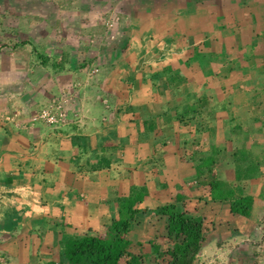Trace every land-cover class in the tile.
Segmentation results:
<instances>
[{
	"label": "crops",
	"instance_id": "crops-1",
	"mask_svg": "<svg viewBox=\"0 0 264 264\" xmlns=\"http://www.w3.org/2000/svg\"><path fill=\"white\" fill-rule=\"evenodd\" d=\"M120 1L135 8L133 12L122 9L127 20L120 29L121 33L132 34L134 38L129 44L126 43V56L120 59L121 61L113 58L112 61L105 62L104 59L100 63L108 65L109 68H116L120 64L129 68V77L126 79L122 77L123 68L119 70L121 75L118 74V77L99 78L103 93L108 95L113 105L111 108H104L94 95L89 94L91 85L88 82L86 85L80 82L85 85L80 88L81 102H76L77 107L72 104L71 110L68 111L70 117L76 115L77 119H72L69 125L59 129H52L41 123L30 126L27 115L32 114L40 107V102L48 101L53 94L67 91L76 85L75 74L71 73V70L53 69L52 59L53 62L60 60L62 52L53 58L45 55L50 59L46 65L42 64L37 54L36 57L32 54L33 61L21 59L18 53L13 54L14 51L7 55V59L0 57V63L7 62L3 69L4 75L0 74V92L8 93L0 94V237L4 235L5 239L0 245V255L9 257L8 259L12 260L21 255L26 258L21 264H29V259L34 258L37 252L38 256H52L57 250L53 245L54 239L57 242L62 235H77L86 229L103 233L104 226L116 214V199L127 193L134 179L151 190L150 196L145 199V204L148 205V202H153L151 194L154 196V193L157 194V199H154L153 203L174 199L168 197L166 192L168 178H179V173L185 174L181 176L183 180L193 177L191 165H183L178 160L183 153L182 150L179 152L181 142L192 140L193 134H179L176 123L173 133L163 134L162 130L167 128L163 117L168 114V108L171 109L169 112L173 113L175 106L153 105L162 103L157 98L167 97L161 92V88L154 91L149 86L147 77L150 74L145 72L144 67L141 68L144 64L153 67L147 56L153 55L158 62L161 60L162 68L170 65L171 69H174L169 60H164L166 54L168 51H181L182 45L179 46L177 38L182 39L183 34H189L195 26V17L201 18L199 27L202 33L217 34L220 37L217 38L218 42L223 36L227 40L232 36L236 37L238 33L242 34L243 38H250L246 30L254 27L257 39L251 44L260 40L264 43L261 37L264 34L258 30H264V0H236L238 5L224 8V11L218 5L233 0ZM174 1L177 5L173 4ZM198 1L210 5H199L200 9H196ZM91 11H94V8ZM197 11L200 13L195 15ZM82 13L83 10H80L75 14L79 16ZM81 21L80 19L79 22ZM80 23L74 22V29L80 30L83 27ZM64 26L65 29H70L73 23L67 25L66 22ZM43 29V34L51 31L46 28L43 32ZM16 32L19 33L18 28ZM149 33L159 37L157 43L148 42L146 35ZM223 42L227 43L228 40ZM162 44L167 47L162 50L164 53L160 56L157 46H163ZM54 48L57 50L55 46L51 49ZM75 48L76 46L73 47ZM39 65L43 67L42 72L45 74L36 82L30 81L29 78L32 80L34 75L40 72V68H37ZM162 68L155 71L159 72ZM142 71L143 78L137 84L139 72ZM241 104L236 107L238 112H234L233 127L239 125L241 130H244L245 126L249 129L254 125L261 127L256 129L264 130V119L258 123L256 116H248V111L242 112ZM10 111L21 114L16 118L20 123L18 126L2 121V117ZM222 111L228 113L226 108H222ZM213 126L212 124L207 128H213L211 137L216 140V147L224 146L227 142L225 135L223 132L216 134V126H219ZM148 127H153L152 133ZM172 141L178 150L170 149L172 147L169 144ZM245 144L247 145V142ZM160 148L162 150L159 151ZM254 156L264 162V154L260 156L254 153ZM154 161H158L159 165L153 164ZM173 161L175 164H170ZM218 162H222V156ZM130 164L133 168H129ZM150 166H153L152 172L158 173L159 176H151V172L146 170ZM220 170L225 172L222 165ZM260 171L264 177V166ZM150 177L157 180L154 186L147 182ZM263 183L264 178L261 179L260 176L248 183V188L255 197ZM201 195L204 194H194ZM195 199L185 201H195L196 205ZM256 203L251 219L238 220V227L253 221L252 227L256 228L255 213L264 211V201L258 200ZM221 216L227 217L226 211H223ZM22 227L25 231L19 234L18 230L24 229ZM255 228L254 232L248 235L256 236ZM231 238L232 236L228 240ZM9 264L17 262L13 260Z\"/></svg>",
	"mask_w": 264,
	"mask_h": 264
},
{
	"label": "rangeland",
	"instance_id": "rangeland-1",
	"mask_svg": "<svg viewBox=\"0 0 264 264\" xmlns=\"http://www.w3.org/2000/svg\"><path fill=\"white\" fill-rule=\"evenodd\" d=\"M175 3L176 1L173 2V4ZM124 4L120 0H0V38L2 37L0 41V57L7 59V55L14 51L13 54L18 53L17 55L21 59L33 61L34 58L31 57L33 55L36 57V54L49 55L53 58L54 55L62 52L61 57L66 56L68 59L65 70H71L77 80V84L67 89V91L57 92L48 101L40 102V107L32 114L29 113L27 115L29 116L28 123L30 126L34 125L31 123L32 117L41 109L49 108L50 106L55 108L56 104H59L65 110L67 116L66 124L62 126L58 124L47 125L48 127L59 129L69 125L72 119H77L76 115L75 117L74 115L70 117L68 111L71 110L72 104L73 107H77L76 102H81L79 96L81 93L80 88L82 89L87 82L91 85L89 87H91L90 91L92 93L89 92V94L94 95L98 103L104 108L113 106L108 99V95L103 93L99 78L118 77L121 75L119 70L123 68L122 77L126 79L129 77V73L127 75L129 68L124 64H120L116 68L114 66L109 68L108 65L100 63L104 59L107 62V60L112 61L113 58L116 60L124 58L126 56V43L129 44L130 40L134 38L132 34L126 35L120 31L127 20V16L122 13V9L131 12L135 10L129 4ZM196 4H198L196 9H200L202 5H210L200 1ZM236 5H238V2L233 0L224 2L222 5L219 4L218 7L224 11V8L228 9ZM92 8H94V11H91ZM80 10H83L81 15L75 14ZM197 13L200 12L197 11L195 15ZM80 19L82 20L81 23L79 22ZM200 19L199 17L194 18L195 26L191 29L192 33L189 31L188 35H182V39L177 38L179 46L182 45L181 51H166V59L164 60H169L172 63L171 65L174 68L172 71L177 70L181 79L171 85H166L165 88L159 86L167 98L162 99V103H153V105L159 106L161 104V106H166L167 104H172L178 111H187L186 118H192L193 114L190 110L196 109L197 112L193 116L195 119L193 124L188 127L181 124L180 127L181 134L184 132L189 135V131L193 133L191 139L193 140V150L196 152L195 160L208 156L212 147L221 151L222 157L225 155L230 156L231 152L243 147L246 142L253 155L255 153L263 156L264 130L259 131V129H256V127H261L252 125V128L248 129L245 126V129L240 132L233 129L234 112L235 110L238 112L236 107L239 103H242L240 105L243 109L242 112L248 111V116H256L260 121L258 123H261L264 119L263 40L256 42L259 44H256L259 47L257 48L258 50H252L251 43L256 41L255 35L257 33L254 27H251V29L246 30L250 38H243L242 34L239 35L238 33L236 37L232 36V38L227 39V43L223 42V40L227 41L224 36L218 42L217 38L219 39L220 37L217 34L202 33L199 27ZM66 22L67 25L73 23V27L65 29L66 26L63 27V24L65 25ZM74 22L80 23L83 27L80 30L74 29ZM16 28L19 29V33L16 32ZM46 28H50L51 31L48 34H43L42 29L44 32ZM188 29L190 28L188 27ZM258 30L261 34H264L263 29L260 30L258 28ZM261 37L264 39V35ZM147 40L150 43L149 40H152V38L148 37ZM185 43L187 44L183 45ZM54 46L57 50L55 48L54 50L51 49ZM74 46H76V50L73 49ZM149 56H147V59L153 65L152 70L155 71L162 68L161 60L158 62L153 55ZM98 58L102 59L99 60ZM69 63H72V65ZM5 65H7V62L0 63V68L3 66L0 69V74L4 75L3 69ZM41 67V65L37 66V68H40V72L34 75L32 80L29 78L30 81L36 82L45 74V72H42L43 67ZM130 84L128 83V85ZM0 94L6 95L8 93L2 91ZM203 94L207 98L208 104L205 108L199 109L198 99ZM222 108H226L228 113H223ZM220 112L222 113L219 114ZM14 113L11 111L6 113L2 117V121L10 122L14 125L17 124L18 126L20 123L16 118H19L21 114ZM239 117L240 115L237 118ZM163 119L165 121L167 119L166 116ZM212 124L219 126H216V134H222L223 132L225 135L227 142L224 143V146L216 147V140L211 137L213 128L210 127ZM208 126H210L209 129L207 128ZM169 145L172 147L170 148L171 150L177 149L174 141ZM174 162L170 164H175ZM227 162L230 164V161ZM154 163L159 165L158 161H154ZM262 163V166H264V162ZM224 164H226V161ZM129 168H133V165L130 164ZM220 168L221 162L217 161L212 175L227 176V171L223 172ZM152 169L153 166L146 168V170L151 172V176H159L158 173L152 172ZM163 173L162 171V176ZM262 173L264 175V171ZM182 175L185 174L179 173V178L173 176L167 179L166 192L168 197L174 198L175 193L178 192L185 199H195L199 196H194V194L206 193V189L204 191L202 185L203 182H207L206 176H202L200 180L193 177L183 180ZM259 176L261 179L264 178L261 173ZM156 181L150 177L147 182L154 186ZM151 196L154 202V199H157V194L154 193V196L153 194ZM153 202H151V205L154 204L155 206L156 203ZM186 203L187 208L192 211L195 208L197 211L201 208L200 204L196 203L195 205V201ZM151 205L148 202V209H150ZM213 218L207 215L206 221L216 223V230L206 237L203 249L196 257L194 264H264V211L259 210L255 213L256 228L252 227L254 226V223L251 224L253 221L246 226L243 224L238 227L240 221L238 222L237 220L235 224L234 221L236 219L231 220L232 218H222V216L218 219ZM161 221V218H155L153 214L137 218L134 230L129 235L132 240L131 251L149 253L150 246L148 241H154L156 237L159 243H165V240L161 238L165 236V229ZM228 222L234 223V225H227ZM253 228L256 229V236L254 237L253 235H248L254 232ZM24 231L25 228L23 230L19 229L18 233L22 234ZM230 236L232 238L228 240ZM3 237L4 235H1L0 245L5 241ZM58 241L56 242L54 239L53 245L58 247ZM137 241H140L141 246L136 244ZM37 254L34 258L29 259V264H47V261L51 258L50 255L45 257L43 254L41 256ZM146 255L142 258L141 264H156V260L151 254ZM26 257L28 256L26 255ZM8 258L0 255V264H9L13 260H16L17 264H21L23 260L26 261V258L21 255L12 260Z\"/></svg>",
	"mask_w": 264,
	"mask_h": 264
},
{
	"label": "trees",
	"instance_id": "trees-1",
	"mask_svg": "<svg viewBox=\"0 0 264 264\" xmlns=\"http://www.w3.org/2000/svg\"><path fill=\"white\" fill-rule=\"evenodd\" d=\"M146 37H151L152 40L149 41L153 43L159 40L158 36L150 33ZM162 45L157 46L160 56L164 53L162 50L167 47L165 44ZM251 48L258 50L259 47L254 43L251 44ZM38 58L44 65L50 61L49 57L43 54H39ZM67 62L66 56H62L59 61L52 62V67L58 71L65 70ZM142 67L146 73L150 74L147 79L154 91L159 86L165 88L166 85H171L181 79L179 72L177 70L173 72L170 65L163 67L159 72H152L150 64H144ZM139 73L137 84L141 82L144 74L143 71ZM159 82H163L162 85ZM163 98L157 99L162 101ZM198 102L199 109L205 108L208 104L205 96L200 97ZM166 106L174 105L167 104ZM170 110L168 108V114L164 115L167 118L165 119L167 123L164 124L167 128L162 130L164 135L173 133L175 123L178 124L180 130L181 124L188 127L195 121L193 116L196 115V109L190 110L193 114L192 118H186L187 111H178L175 108L174 112L170 113ZM262 124L264 126V122ZM233 129L240 132L241 126L237 125ZM148 130L152 133L154 129L148 127ZM189 132L186 133L193 134ZM191 141L188 139L181 142L183 153L178 160L183 165H191L193 178L200 180L202 176L207 177V182L202 184L206 193L196 198V203L201 206L198 211L186 209L185 197L180 193L176 194L174 199L156 203L155 206L150 203L151 206L148 209L145 199L150 196L151 190L146 185L138 184L139 181L134 179L127 193L116 199V214L104 226L103 233H98L94 229H86L81 234L62 235L58 241L57 250L52 253L47 264H141L146 254H151L156 264H194L196 257L203 249L206 237L216 230V223L206 221L207 215L218 219L221 218L222 212L226 211L228 219H236V222L237 220H250L256 202L264 201V183L258 189L257 197L248 188L250 181L259 178L262 160L254 156L244 144L243 147L231 152L230 156L222 157L221 165L228 173L225 179L220 175H212L217 161L221 158L219 155L221 151L212 147L208 156L195 160L196 152L193 151ZM227 161H230V164ZM149 214H153L155 218H161L165 229V236L161 238L165 240V243H159L156 237L154 241H148L149 253L131 251L132 240L129 235L134 230L136 219ZM232 224L234 225L228 222L227 225L232 226ZM136 244L141 246L140 241Z\"/></svg>",
	"mask_w": 264,
	"mask_h": 264
},
{
	"label": "built area",
	"instance_id": "built-area-1",
	"mask_svg": "<svg viewBox=\"0 0 264 264\" xmlns=\"http://www.w3.org/2000/svg\"><path fill=\"white\" fill-rule=\"evenodd\" d=\"M66 112L59 104L56 107L50 106L49 108L41 109L31 119L32 124L41 123L46 125H65L66 123Z\"/></svg>",
	"mask_w": 264,
	"mask_h": 264
}]
</instances>
